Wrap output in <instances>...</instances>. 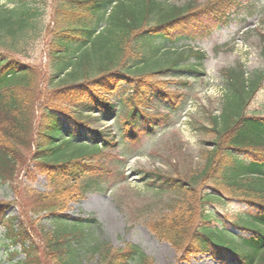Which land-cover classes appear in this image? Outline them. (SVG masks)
I'll list each match as a JSON object with an SVG mask.
<instances>
[{
    "label": "trees",
    "instance_id": "1",
    "mask_svg": "<svg viewBox=\"0 0 264 264\" xmlns=\"http://www.w3.org/2000/svg\"><path fill=\"white\" fill-rule=\"evenodd\" d=\"M5 1L12 7L0 3V184L16 183L28 161L23 149L43 167L52 188L30 192L28 224L15 225L6 218L10 205L0 204L10 256L23 255L20 264H85L87 257H99L101 264H154L138 246L114 251L100 241L95 218L64 214L69 201L85 194L78 184L107 171L84 160L120 144L113 132L91 125L124 113L125 144L175 125L188 96L147 78L179 77L185 68L201 73L205 57L192 43L221 28L250 27L264 17V0ZM51 6L57 30L40 68L29 51L49 31ZM263 81L264 70L250 81L242 72L227 75L221 113L210 116L211 127L197 128L211 137L201 140L197 172L178 178L146 172L141 178L156 193L175 198L171 214L150 224L160 240L222 264H264V115L246 112ZM41 100H62L64 108L45 107L35 119ZM91 114L97 117H85ZM229 201L243 206L234 221L219 219L212 209ZM30 215L48 219L52 229Z\"/></svg>",
    "mask_w": 264,
    "mask_h": 264
},
{
    "label": "rangeland",
    "instance_id": "2",
    "mask_svg": "<svg viewBox=\"0 0 264 264\" xmlns=\"http://www.w3.org/2000/svg\"><path fill=\"white\" fill-rule=\"evenodd\" d=\"M185 1L168 0L169 3L178 5ZM209 1L200 0L201 3ZM0 3L12 7V4L5 0H0ZM52 17L51 6L47 12L49 31L41 43L34 47L33 51H29L34 56V63L40 68H44L48 63L47 42L57 30L52 24ZM261 18L255 19L251 26L241 33L236 25H232L197 38L192 47L205 55L202 74L185 68L181 70L179 77L155 80L147 78L161 87L172 91L178 89L188 96L185 110L175 125L161 128L154 135L144 136L134 144H125L120 134L124 113L115 121L93 122V129L113 132L120 144L118 148L115 146L111 150H103L100 155L84 160L85 163L101 164L107 171L100 179L82 180L77 187L85 186L84 196L69 201L64 214L71 218H95L99 224L97 236L100 241L109 243L114 251L125 249L127 245L138 246L154 264H222L208 254L192 255L187 249H176L152 233L150 224L171 214V205L174 204L175 198L169 194L156 193L148 188L141 178L146 172L178 178L197 172L202 167L201 156L204 147L201 140L208 141L211 137H203L197 128L199 125L211 127L210 116H218L221 113L227 75L242 72L244 79L250 81L258 72L264 70V17ZM193 62L194 59L191 58L188 64ZM116 102L118 103V100ZM60 105L64 108L62 100H41L35 108V119L45 107L58 108ZM246 112L264 115V81ZM85 117L92 118L97 115ZM19 152H22L23 158L28 161L20 168L16 183L0 184V204L10 205L5 214L15 225L20 221L28 224L26 216L34 201L30 192L46 193L52 189L43 167L30 159L27 150L21 149ZM199 207H204V204L199 203ZM212 209L220 215L219 219L224 215V218L234 221L243 206L229 201L215 203ZM30 216L31 219L39 220L38 224L46 227L47 231L52 229L48 219ZM9 251H13V248L10 246V240L5 239L4 228L0 227V264H20L24 259L23 255L12 257ZM85 264L101 262L99 257H87Z\"/></svg>",
    "mask_w": 264,
    "mask_h": 264
}]
</instances>
